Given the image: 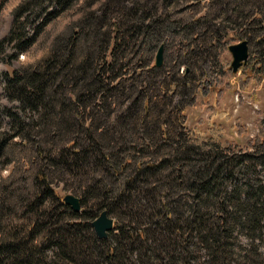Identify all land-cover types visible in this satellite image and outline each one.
<instances>
[{"label": "trees", "instance_id": "trees-1", "mask_svg": "<svg viewBox=\"0 0 264 264\" xmlns=\"http://www.w3.org/2000/svg\"><path fill=\"white\" fill-rule=\"evenodd\" d=\"M5 15L0 264H264V112L243 146L185 113L264 77V0H0Z\"/></svg>", "mask_w": 264, "mask_h": 264}, {"label": "rangeland", "instance_id": "rangeland-1", "mask_svg": "<svg viewBox=\"0 0 264 264\" xmlns=\"http://www.w3.org/2000/svg\"><path fill=\"white\" fill-rule=\"evenodd\" d=\"M9 23L10 17L5 15L3 23L0 24V36L6 33ZM55 32L52 29L44 37L48 39ZM226 56L231 61V54L227 53ZM11 68L12 66L0 65V70L11 71ZM248 76L249 73L243 75L238 72L225 80L228 84L222 88L220 94L213 91L209 96H197L195 105L185 110L189 128L200 137H213L222 143L232 141L243 146L256 132L257 121L264 112V77L251 80ZM68 193L70 192H66ZM258 250L263 251V247Z\"/></svg>", "mask_w": 264, "mask_h": 264}, {"label": "water", "instance_id": "water-1", "mask_svg": "<svg viewBox=\"0 0 264 264\" xmlns=\"http://www.w3.org/2000/svg\"><path fill=\"white\" fill-rule=\"evenodd\" d=\"M228 51L231 54L230 66L232 72L235 73L238 69L244 65L249 56V45L247 40H242L237 43L231 44L228 47ZM164 61V49L163 45L159 46L156 56L155 64L161 66ZM63 202L71 207L75 212L81 210V205L79 198L72 193L64 195ZM114 224V219L107 214L105 210L101 211L99 215L92 221V227L95 232L96 237L101 239H106L108 233L112 230Z\"/></svg>", "mask_w": 264, "mask_h": 264}]
</instances>
